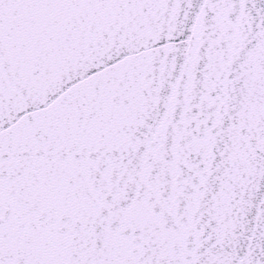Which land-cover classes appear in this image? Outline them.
<instances>
[{"label":"snow or ice","instance_id":"obj_1","mask_svg":"<svg viewBox=\"0 0 264 264\" xmlns=\"http://www.w3.org/2000/svg\"><path fill=\"white\" fill-rule=\"evenodd\" d=\"M0 264H264V0H0Z\"/></svg>","mask_w":264,"mask_h":264}]
</instances>
